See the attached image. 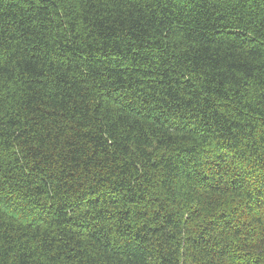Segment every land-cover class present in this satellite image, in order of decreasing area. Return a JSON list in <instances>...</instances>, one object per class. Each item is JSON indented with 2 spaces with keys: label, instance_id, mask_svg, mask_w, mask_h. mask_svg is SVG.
<instances>
[{
  "label": "trees",
  "instance_id": "obj_1",
  "mask_svg": "<svg viewBox=\"0 0 264 264\" xmlns=\"http://www.w3.org/2000/svg\"><path fill=\"white\" fill-rule=\"evenodd\" d=\"M0 264H264V0H0Z\"/></svg>",
  "mask_w": 264,
  "mask_h": 264
}]
</instances>
